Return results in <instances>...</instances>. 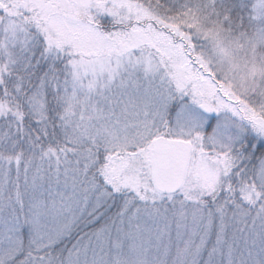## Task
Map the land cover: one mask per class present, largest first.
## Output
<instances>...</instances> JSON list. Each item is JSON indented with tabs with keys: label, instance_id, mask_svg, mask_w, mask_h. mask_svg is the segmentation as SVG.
<instances>
[{
	"label": "snow or ice",
	"instance_id": "6c2138e0",
	"mask_svg": "<svg viewBox=\"0 0 264 264\" xmlns=\"http://www.w3.org/2000/svg\"><path fill=\"white\" fill-rule=\"evenodd\" d=\"M0 264H264V0H0Z\"/></svg>",
	"mask_w": 264,
	"mask_h": 264
}]
</instances>
